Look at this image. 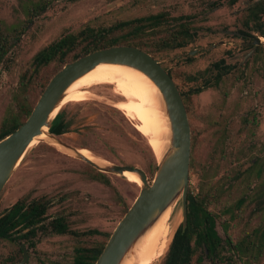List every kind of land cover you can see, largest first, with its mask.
Returning <instances> with one entry per match:
<instances>
[{"label": "rangeland", "instance_id": "374dc122", "mask_svg": "<svg viewBox=\"0 0 264 264\" xmlns=\"http://www.w3.org/2000/svg\"><path fill=\"white\" fill-rule=\"evenodd\" d=\"M206 2L0 0L4 32L11 33L25 24L19 39L0 62V127L16 111L14 98L19 94L20 77L30 69L33 57L41 49L86 26L108 28L128 19L165 14L169 25H176L177 30L181 28L192 35V41L185 48L164 52L157 58L187 96L185 104L194 138L195 161L190 170L189 191L215 192L216 197L210 204L214 211L234 206L242 196L248 197L244 206L231 209L233 215L224 214L222 219L227 223L218 222L216 230L221 238L227 234L235 242L248 238L243 247L245 255L251 257L258 253L254 246H264V38L257 51L243 47L242 39L236 37L239 17L234 16L235 7L227 6L209 13ZM41 4L47 6L37 14L28 13ZM249 34L260 37L254 32ZM191 51H194L192 55ZM221 59L234 65L233 71L218 85H212L199 95H190L200 83L190 78ZM56 68L51 65L42 70V80ZM108 85L93 86L90 89L93 96L63 106L61 111L68 126L60 140L104 162L141 168L151 183L155 173L152 175L147 169L149 157L144 148L147 139L137 131L136 121L114 107L122 98ZM36 95L37 90L32 91L30 99L34 100ZM244 120L247 121L244 123ZM255 160L257 165L253 163ZM258 167L262 170L259 178L255 176ZM240 173L243 178L238 179ZM94 176L88 165L70 154L44 142L36 143L0 193V212L18 200H43L48 202L47 218L63 216L71 231L81 233L96 229L112 233L140 188L122 175L106 174L111 187ZM181 221L178 202L168 223L171 236ZM34 241L35 251L29 249V264H71L75 244L92 246L101 244L104 238L94 236L78 241L70 234L57 236L39 232ZM13 249L9 243H0V261ZM164 256L153 264H161ZM263 259L264 248L256 262L263 264ZM202 264L210 263L205 260ZM223 264L241 262L236 259Z\"/></svg>", "mask_w": 264, "mask_h": 264}, {"label": "water", "instance_id": "95a60500", "mask_svg": "<svg viewBox=\"0 0 264 264\" xmlns=\"http://www.w3.org/2000/svg\"><path fill=\"white\" fill-rule=\"evenodd\" d=\"M259 43L260 39L257 38L255 44ZM193 53L194 51H191L189 54ZM102 64L137 70L145 74L160 93V105L168 120L170 136L167 147L159 157L153 152L157 164L151 183L143 169L111 163L100 166L81 154L80 149L65 144L50 132L65 105L62 103L68 89ZM42 135L47 139L40 140ZM35 140L70 154L100 173L123 175L128 171L135 173L141 181L138 196L116 225L95 264H124L159 218L169 208L173 209L178 202L182 210L181 224L183 228L186 227L191 128L174 80L162 67L161 61L154 59L147 52L133 46H111L66 63L55 73L25 122L0 140V193Z\"/></svg>", "mask_w": 264, "mask_h": 264}, {"label": "trees", "instance_id": "16d2710c", "mask_svg": "<svg viewBox=\"0 0 264 264\" xmlns=\"http://www.w3.org/2000/svg\"><path fill=\"white\" fill-rule=\"evenodd\" d=\"M167 19L168 17L165 14L158 13L120 21L108 28L94 29L87 26L76 33L66 34L41 49L33 57L30 69L20 77L19 94L14 98L16 111L12 112L2 122L0 140L14 132L25 122L51 77L68 62L97 50L116 45L138 47L154 59L159 58L164 52H173L185 48L190 41L189 32L181 28L177 30L176 25H169ZM24 25L13 29L11 33H6L2 30L0 22V62L19 39L24 31ZM164 26H168V29H165ZM258 33L264 37L262 27H259ZM51 65H56L57 68L42 80V70ZM166 71L174 80L173 74L168 70ZM34 90H37V95L34 100H31V92ZM195 92H199V89ZM180 94L183 99L187 100V96L183 92H180ZM67 126L64 113L61 111L50 132L57 137H61L66 133ZM144 145L145 152L149 157L147 169L153 175L156 171V158L146 141ZM89 169L99 181L106 186H110L105 174L97 172L90 166ZM115 195L121 201L116 193ZM23 208L21 203L15 204L0 220V235H7L6 230L14 227L13 220L17 217H21L23 221L33 217L35 221L40 220L42 213L39 204L30 205L29 209L27 208L24 212ZM127 210L128 207L124 213ZM21 212L23 213L20 215ZM186 217V227L183 228L182 224L179 225L161 264H202L204 260L209 261L210 264H223L232 259H238L241 264H260L256 260L259 259L264 246H254L258 249V253L250 257L245 255V247H243L246 239L235 242L228 238L223 241L216 231V216L208 209L205 197H195L193 193L188 192ZM57 227L64 230L60 223ZM100 235L104 238V241L99 247L96 249L84 248L79 251L74 259L75 264L95 263L111 233H100ZM262 243H264V234Z\"/></svg>", "mask_w": 264, "mask_h": 264}, {"label": "flooded vegetation", "instance_id": "af4514ba", "mask_svg": "<svg viewBox=\"0 0 264 264\" xmlns=\"http://www.w3.org/2000/svg\"><path fill=\"white\" fill-rule=\"evenodd\" d=\"M206 5L208 6L209 13L217 12L227 6H230L232 8L235 7L234 16L238 15L239 17L238 28L236 30L237 31L236 37H239L242 39L241 43L243 47H246V48L249 47V49L251 50L254 49V51L258 50L257 46L261 44V40L262 38H264L258 33L259 27H262V29L264 30V0H259V1H256V0H207ZM46 6L47 5L45 4H41L40 6H37L33 8L32 10H29L28 13L29 14L32 13L31 11H33L34 13L36 11L38 13L39 11L43 10ZM237 6H241L239 10L238 8H236ZM252 32H254L256 35L260 37L252 36L251 34H249ZM257 38L260 39L259 44H255V40ZM190 41H192L191 34H190ZM233 69H234V65L226 64L225 60L221 59L218 62L213 63L210 68H207L203 70L202 72H198L197 76H193L190 78L191 81L196 82L199 80L200 82L195 88L191 90L190 95H199L201 92L211 87L212 85H215V84L218 85L223 80L224 77L228 76L233 71ZM176 87L178 88L177 85ZM197 89H199V92L196 93L195 91ZM179 92L181 91L179 90ZM182 101L184 103L185 108H187L185 104V99L182 98ZM187 115H188V111H187ZM246 121L247 120H244V123ZM193 141H194V138L191 132V159H190V168H189V182H190V170L191 169L193 170L194 162H195L193 159V149H194ZM253 163L257 165L256 160ZM243 173L238 174V179L243 178ZM261 174H262L261 168L260 167L256 168L255 176L259 178ZM94 179H97L96 176H94ZM109 187H111V184ZM188 192H189V189H188ZM191 193H193L195 197L200 196V197L206 198L207 203H208V209L210 210L211 213H213L216 216V226L218 222H220L222 225H225L227 223V220L222 219L224 214L230 213L233 215L234 211L231 209L233 207H235L236 209L241 208L242 206H244L246 199H248V197L245 198L244 196H242L241 198L237 199L234 206L225 208L224 210L217 209L214 211L210 209V204L212 202V198L216 197L215 192H207L204 194H202L201 192H197V193L191 192ZM17 203H21L23 205L24 207L23 212L27 208L29 209L30 205L39 204L41 207L40 211L42 213V216L39 221L38 220L35 221L34 217L30 218L29 220H25V221L21 220V217L19 218L17 217L15 220H13V224H15L14 227L6 230V234H7L6 236L0 235V243L2 242L9 243L10 245L13 246L14 249L12 250L13 252L11 251L7 252L6 255L3 256L4 258H1L0 264H29V260H30L29 249H32L33 252L35 251L36 241L34 240L39 232L41 234H47L48 232H51V234H55L57 236H63V235L70 234L72 235V237L78 239V241H82L86 237L88 238L94 237V236L101 237L100 233H105V232H101L96 229L83 231L81 233L71 231L69 228V225L67 224L66 219L63 216H57L55 218L48 219L47 218L48 202H44L43 200H32L30 202H27L24 200H18L12 206L0 212V220ZM23 212H21L20 215ZM57 222H59L60 225L64 227V230H60L57 227V225L59 224ZM225 235H226L225 238H221V236L220 235L219 236L223 241L228 238L232 240L227 234ZM244 239H248V238H244ZM99 245H100V242L92 246H86V245H82L78 243L75 244L72 249L73 257H72L71 264H75L74 259H75V256L79 254V251L83 250L84 248L96 249L99 247ZM233 260L234 259L230 261H233Z\"/></svg>", "mask_w": 264, "mask_h": 264}, {"label": "bare ground", "instance_id": "6f19581e", "mask_svg": "<svg viewBox=\"0 0 264 264\" xmlns=\"http://www.w3.org/2000/svg\"><path fill=\"white\" fill-rule=\"evenodd\" d=\"M102 84L113 86L114 92L122 98L114 103V107L128 119L137 122V131L147 139L152 151L159 157L169 143V125L161 109L160 93L145 74L128 67L99 65L68 89L62 104L85 101L93 96L90 89ZM39 139L46 140L47 137L42 135ZM36 143L35 140L30 148ZM81 154L100 166L108 164L91 153ZM132 175L136 174L125 171L122 177L140 187L139 177ZM171 211L169 208L159 218L124 264H153L164 256L171 241V228L168 225Z\"/></svg>", "mask_w": 264, "mask_h": 264}]
</instances>
